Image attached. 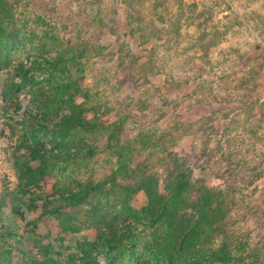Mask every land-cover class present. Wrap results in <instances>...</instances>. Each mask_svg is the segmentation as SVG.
<instances>
[{
    "label": "rangeland",
    "instance_id": "obj_1",
    "mask_svg": "<svg viewBox=\"0 0 264 264\" xmlns=\"http://www.w3.org/2000/svg\"><path fill=\"white\" fill-rule=\"evenodd\" d=\"M2 2L13 15L0 30V264H196L156 254L163 231L137 224L109 250L102 218L131 222L128 174L156 176L163 193L174 155L225 184L214 176L226 140L246 161L230 168L232 184L253 180L243 199L260 217L240 218L237 236L264 264V0ZM72 103L107 128H61ZM32 149L47 171L22 193L17 164L42 163ZM145 203L142 191L129 202Z\"/></svg>",
    "mask_w": 264,
    "mask_h": 264
},
{
    "label": "trees",
    "instance_id": "obj_2",
    "mask_svg": "<svg viewBox=\"0 0 264 264\" xmlns=\"http://www.w3.org/2000/svg\"><path fill=\"white\" fill-rule=\"evenodd\" d=\"M12 13L11 7L4 2L0 3V30L4 31L1 18L11 17ZM3 62L0 59V63ZM63 88L67 91L71 85L65 84ZM39 95L38 92L34 93L35 98ZM69 107V115L62 121L61 128L74 133L81 131L98 133L96 131L107 128L106 124L97 119L94 121L87 119L84 115L85 109L80 104L72 103ZM108 137L114 138L115 133H110ZM226 143L227 147L220 159V162H223L221 167L225 169L224 176L221 173L214 176L225 182L220 186L207 185L203 179L195 176L193 166L180 161L181 159L175 155L171 157L173 168L169 170L163 193L159 191V179L156 176L144 172L128 174L129 178L121 187L120 195L123 213L128 215L131 222L121 226L116 219L103 216L104 228L99 232L101 245L107 246L109 250L116 249L123 244L131 226L137 224L152 228L158 237L163 231L161 239H154L155 251L156 254H165L171 262L194 260L196 264H260L256 257L257 251L255 249L251 251L250 241L245 238L248 234L241 233L244 237L241 238L237 236L239 232L236 230L240 218L246 220L252 212H258L252 210V206L243 199L245 195L243 189H246L253 180H244L242 187L240 184H232L230 168L246 161L234 160L229 140H226ZM224 147L220 146L221 149ZM32 152L31 157L39 159L42 163L37 167L29 165L26 168L17 164L18 179L23 184V189L20 190L22 193L36 185L47 171L43 153L38 149H32ZM139 191L144 192L146 203L140 209H135L129 202ZM239 202L245 204L240 212ZM38 205L33 203L31 207L34 209ZM258 215L259 213L255 219L260 220ZM217 240L219 244L213 245ZM206 243H211V247H206ZM87 244L89 249L95 245L94 242ZM81 246L83 257H86L89 249L83 248L84 244ZM139 264L149 262L143 260Z\"/></svg>",
    "mask_w": 264,
    "mask_h": 264
}]
</instances>
